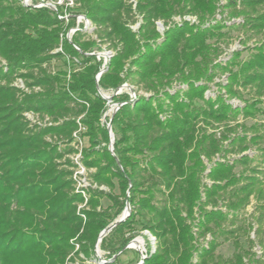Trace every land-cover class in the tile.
Returning a JSON list of instances; mask_svg holds the SVG:
<instances>
[{"label":"trees","instance_id":"trees-1","mask_svg":"<svg viewBox=\"0 0 264 264\" xmlns=\"http://www.w3.org/2000/svg\"><path fill=\"white\" fill-rule=\"evenodd\" d=\"M21 1L0 0V264L94 258L126 202L130 215L99 243L103 264H116L142 231L154 240L142 264H264V40L246 60L241 50L224 60L222 49L233 29L264 35V0H50L56 10ZM77 15L96 39L79 23L67 40ZM102 45L113 51L104 65ZM55 58L79 67L49 71ZM123 84L134 98L114 94ZM101 92L119 106L111 118ZM77 138L87 140L81 162L96 185L85 221L69 159ZM221 241L231 242L230 258L215 253Z\"/></svg>","mask_w":264,"mask_h":264},{"label":"rangeland","instance_id":"rangeland-1","mask_svg":"<svg viewBox=\"0 0 264 264\" xmlns=\"http://www.w3.org/2000/svg\"><path fill=\"white\" fill-rule=\"evenodd\" d=\"M131 1L135 2V0H131ZM21 2L25 6H30V5L39 6V5H46V4L53 6V3L50 0H22ZM66 2L71 4V2H73V0H57L56 3L60 4V5H64V3H66ZM70 6H73V4ZM218 16H217V18H218ZM185 19H186V21H188L187 19H189V18L186 17ZM185 19H180L179 17H175V18H173V21L175 23H180L181 21H183ZM79 23H81V22L79 21V17L77 16L76 17V26L71 27L67 31V33L72 32V31L75 32L78 29L77 24H79ZM157 23H158V24H156L157 30L159 31L160 34H162V32L164 31L162 23L161 22H157ZM138 27H139V20H138V22H135L133 25L130 26L132 31H137ZM81 32L87 38L96 39V35L94 33V26L89 21H88L87 26H85L83 24ZM228 39L229 40L227 41V44H222V49L224 50V53L226 52V55H224V57H223L224 60L228 59L227 54H229V52L236 51V50H241V56L239 59L240 60H246L252 53L255 52L253 47L255 45H258L259 43H261L264 40V35H253L250 32H248L247 34H244L240 30L233 29L232 31H230ZM95 54L96 55L100 54V55L112 56L113 51H112V49H109L107 47V45H102V50L99 52H96ZM45 66L49 71H57L59 69H62V70L76 69L79 67V64L78 63H74V64L68 63V65L66 66L65 64H63L62 59L55 58V59L51 60V62L46 64ZM225 80H226L225 75L222 77L215 78L214 82L208 85L209 88L205 92L204 96L206 98L215 97V95L219 91V89H217L215 83H225ZM14 83H15V85L21 87V83H22L21 80L17 79ZM123 90L127 91L128 89L124 88ZM220 92L222 93L223 91L220 90ZM139 93L143 94L142 91H139ZM101 94L107 98L106 99L107 100V110H106L104 116H106L107 118H110L112 111L116 108L117 105L115 102H112V100H111V97H112L111 92H101ZM249 97H250V95L247 92L242 94L243 99H248ZM229 103H231L233 106H243L242 100H238V99H232L229 101ZM24 116L26 117L27 120H29L31 122V124H37L38 122H40L41 123L40 125L44 126L42 124L43 120H39L37 118V116H34L31 113H24ZM102 120L104 121V119H102ZM77 140H78L77 147H79L78 151L80 152V157L78 159V162L80 164V168L78 169V172L83 173L84 176L87 178L88 183L90 182V185H91V187H88L87 189H85L84 196L80 193V191L77 192L83 198V202H81L77 205V213L80 215L82 220L85 221V218L82 217V211L84 209H86V202L89 198V193H88L89 190L88 189L89 188L90 189L96 188V185L91 183V180L89 177L90 174L94 170L93 169H86L81 162V149H82V147H86L88 145L87 140L86 139L79 140L78 138H77ZM69 159L74 164V167L71 168V170H72L71 177L73 180V177H75L74 170H75L76 162H75L73 155H70ZM76 167H78V166H76ZM77 180H78V178H77ZM73 182H74V190L75 191H76V189H75L76 187L80 190V189H82L81 187L84 186V182H79V184H76L74 180H73ZM99 189L106 191V192L108 191V188H106L104 186L100 187ZM116 191L117 190H115V192ZM101 202H102L103 207H107L110 205V202L106 198L102 199ZM150 236L151 235H149L145 231H142V232H139L138 234H136L133 239H136V241L141 240V243L140 242L139 243L134 242V244L136 245L135 247L137 248L139 245H141L145 249H147L148 247L151 248L153 246L152 242L154 240H152L153 237L151 238ZM200 242H202V241L200 240ZM240 242L242 243V245H246L245 244L246 243L245 238H242L240 240ZM77 249H78V245L74 244V250H77ZM152 249H153V247H152ZM94 250H95V257L94 258L87 259L83 263L79 262L78 260L74 261V262L68 261L67 264H103L104 263L103 260H105V255L107 253L100 249L99 244H98V246H96V243H95V249ZM233 251H234V249H233L231 242L221 241L220 245L216 249L215 253L217 255L222 256L223 258H230L233 254ZM139 262H140V256H139L138 251L136 249H126L121 254H118V262L116 264H138Z\"/></svg>","mask_w":264,"mask_h":264},{"label":"water","instance_id":"water-1","mask_svg":"<svg viewBox=\"0 0 264 264\" xmlns=\"http://www.w3.org/2000/svg\"><path fill=\"white\" fill-rule=\"evenodd\" d=\"M46 7H49L50 9H52V10H55V8H53L52 6H50L49 4H46L45 5ZM83 16V18L84 19H86V17L84 16V15H82ZM87 20V19H86ZM74 33V31H72V32H68L67 34H66V38H67V40L69 41V42H71V36H72V34ZM93 53H86V55H92ZM96 55V54H95ZM100 56H104V55H100V54H98V55H96V57L98 58V57H100ZM109 58H110V56H104V62H105V64L108 62V60H109ZM105 67L104 68H102L101 69V71L97 74V76H96V81H98V79H99V77H100V75L105 71ZM124 88H127L129 91H130V94H131V97L132 98H134L135 97V94H134V92L132 91V89L131 88H128V86L126 85V84H123L116 92H115V94H118L122 89H124ZM102 95V94H101ZM102 97L104 98V99H107L105 96H103L102 95ZM118 107L119 106H116V108L112 111V114H111V116H110V118L112 117V115L114 114V112L118 109ZM106 129H107V131H108V134H109V137H110V140H109V144H108V150L113 154V133H112V130H111V125H110V122H108L107 124H106ZM130 215V205H129V203L128 202H126L125 203V207H124V210H123V212H122V214H121V216L119 217V218H117L112 224H110V225H108L105 229H103L101 232H100V234H99V236H98V239H97V242H96V246H98V244L101 242V240H102V238L107 234V233H109L115 226H117L119 223H122L128 216ZM136 241V239H133V240H131L126 246H125V248H124V250H126V249H130L131 247H130V244L131 243H133V242H135ZM120 253V252H119ZM115 257V256H114ZM113 257V258H114ZM109 261H111V260H109ZM143 263V258H141V260H140V262L138 263V264H142Z\"/></svg>","mask_w":264,"mask_h":264},{"label":"built area","instance_id":"built-area-1","mask_svg":"<svg viewBox=\"0 0 264 264\" xmlns=\"http://www.w3.org/2000/svg\"><path fill=\"white\" fill-rule=\"evenodd\" d=\"M132 3H133V6L135 5V2L134 1H131ZM64 4H66V5H72L73 4V2H71V4L70 3H68V2H66V3H64ZM58 5H60V4H58ZM33 6V5H32ZM41 6H45V5H39V6H34V7H41ZM53 8H55V6H54V4H53V6H52ZM55 10H56V8H55ZM78 17H79V21L81 22V23H83L85 26H87V24H88V20H86V19H84L83 18V16L82 15H77ZM76 16V17H77ZM186 17H184L183 19H185ZM187 18H189V17H187ZM186 20V19H185ZM188 21H191V22H194L195 20L194 19H191V18H189V19H187ZM156 24H158V23H156ZM78 30V29H77ZM104 56H107V55H104ZM104 56H101V57H98L97 59H100V58H102L103 59V65L105 64V62H104ZM108 57V56H107ZM111 57V56H110ZM17 86V85H16ZM19 87V86H18ZM20 88H22V89H24V87H23V85H22V83H21V87ZM129 93H130V91L129 90H127ZM131 95V94H130ZM37 124H41L40 122H38ZM42 124L43 125H50L51 124V122L49 121V119L48 118H45V119H43V121H42ZM81 130H83V128L81 127V125L79 124V129H78V131L77 132H75L73 135L76 137V133H78L79 131H81ZM77 149L79 150V147H77ZM73 157H74V159H75V162H76V166H78V167H76L75 166V170H74V174H75V177H73V180L75 181V183L76 184H79V182H84V186L83 187H81L82 189H78L77 187L75 188L76 189V192H79L80 191V193L84 196V194H85V189H87L88 187H91V185H90V182L88 183V180H87V178L84 176V174L83 173H79L78 172V169L80 168V164H79V162H78V159H79V157H80V152L78 151L77 153H75L74 155H73ZM77 178H78V180H77ZM82 217H84V215H82ZM151 237V236H150ZM152 238V237H151ZM152 240H153V238H152ZM152 243H154V241L152 242ZM153 245V244H152ZM131 247V246H130ZM153 247V246H152ZM130 249H132V248H130ZM133 249H136L137 251H138V253H139V256H140V260H141V258H145L146 257V249L145 248H143L141 245H139L137 248H133ZM258 254H259V251L258 250H255ZM106 260H103V262H105Z\"/></svg>","mask_w":264,"mask_h":264},{"label":"bare ground","instance_id":"bare-ground-1","mask_svg":"<svg viewBox=\"0 0 264 264\" xmlns=\"http://www.w3.org/2000/svg\"><path fill=\"white\" fill-rule=\"evenodd\" d=\"M139 242L141 243V240H137V241H135V243H139ZM142 242H143V241H142ZM130 246H131L132 249H133V248H136V247H135L136 245L134 244V242L131 243Z\"/></svg>","mask_w":264,"mask_h":264}]
</instances>
